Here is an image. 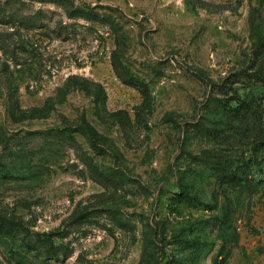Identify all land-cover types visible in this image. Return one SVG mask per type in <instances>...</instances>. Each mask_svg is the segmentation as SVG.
Segmentation results:
<instances>
[{
  "label": "rangeland",
  "instance_id": "obj_1",
  "mask_svg": "<svg viewBox=\"0 0 264 264\" xmlns=\"http://www.w3.org/2000/svg\"><path fill=\"white\" fill-rule=\"evenodd\" d=\"M72 1L120 29L0 0V213L68 234L0 264H264V0ZM81 114L107 152L58 133Z\"/></svg>",
  "mask_w": 264,
  "mask_h": 264
},
{
  "label": "trees",
  "instance_id": "obj_2",
  "mask_svg": "<svg viewBox=\"0 0 264 264\" xmlns=\"http://www.w3.org/2000/svg\"><path fill=\"white\" fill-rule=\"evenodd\" d=\"M43 2H51L61 5L68 17L74 18H83L89 21H99L103 23H109L112 29L118 31L120 26L118 22H114L112 16L107 14H102L95 6L90 4L85 5H75L72 0H39ZM17 21L25 24L26 26H35L37 25L38 18H27L18 11H14L11 14ZM116 43L119 44V39L117 38ZM122 52L119 49V46L112 51L111 63L114 69L118 70L122 66L121 61ZM126 83L133 84L134 82L126 80ZM100 86V84H98ZM98 86V87H99ZM101 95H103V100H105L106 92L101 87ZM249 103L252 102V98H249ZM80 133L86 141L89 143L90 147L99 154L107 152L110 147V142L105 139V137L97 130V128L89 122L84 114H81L75 122L65 126L63 129H59L58 133L68 134L72 136L74 133ZM264 142V141H263ZM2 162H0L1 164ZM224 172L222 173L224 178H228L229 182L233 186H238L240 188L247 187V178H243L241 175H238L236 168L229 166L223 167ZM252 181H250L251 183ZM249 183V182H248ZM251 185V184H250ZM183 198H190L188 191H181ZM116 217L117 221L123 225H128L123 219L119 218L117 215L112 213ZM66 237L68 234L66 230H57L56 232L49 233H36L30 232L26 226L20 221V219L15 216L7 215L0 213V243L7 240L17 239L19 245L22 249L28 253H33L38 257H48L54 254H57L60 246L54 243V236ZM142 256L141 260H143Z\"/></svg>",
  "mask_w": 264,
  "mask_h": 264
}]
</instances>
